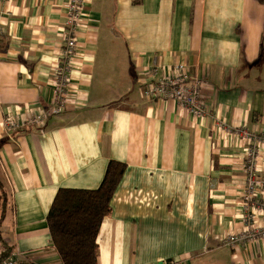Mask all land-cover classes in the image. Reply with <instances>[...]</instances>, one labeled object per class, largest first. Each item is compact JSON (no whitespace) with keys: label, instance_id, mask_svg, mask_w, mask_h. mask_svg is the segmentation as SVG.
<instances>
[{"label":"crops","instance_id":"obj_1","mask_svg":"<svg viewBox=\"0 0 264 264\" xmlns=\"http://www.w3.org/2000/svg\"><path fill=\"white\" fill-rule=\"evenodd\" d=\"M67 7L0 0L4 243L21 264H63L46 218L57 192L94 191L115 162L124 171L99 227L98 264H264V236L224 243L264 229V208L243 198L249 147L264 179V0H86L66 109L6 132L4 119L27 120L52 101ZM179 63L203 81L206 117L144 96L152 71Z\"/></svg>","mask_w":264,"mask_h":264},{"label":"built area","instance_id":"obj_2","mask_svg":"<svg viewBox=\"0 0 264 264\" xmlns=\"http://www.w3.org/2000/svg\"><path fill=\"white\" fill-rule=\"evenodd\" d=\"M67 15L64 25V39L63 51L61 53L60 63L55 69V83L53 85V98L47 109L33 114L27 120L16 121L10 118L4 119V128L6 132H18L25 127H42L46 122L54 116L61 115L66 109L71 91V82L74 72V61L78 50V44L76 39L77 31L80 29L82 24L83 6H85L86 0H67ZM156 69L152 71L149 83H144L143 94L148 99H158L163 101L174 102L180 109L187 112L194 118H203L211 114L207 103L204 101L203 94V81L199 78H193L189 76L187 67L183 63L176 64L171 72L163 75L159 78L156 76ZM214 126L217 130H222L225 133L230 134L231 128L226 124L225 121L219 119L216 115H213ZM236 134L247 140L251 141L252 136L245 128L237 130ZM247 190L243 197L246 207L249 202L252 204L253 209L262 206L264 203L254 202L256 196L263 191L261 194L264 195V179L257 176L259 174L258 168V149L250 148L247 149ZM256 215L250 213L245 216V222L247 225L254 223ZM256 235L264 236V229L246 228L242 233H234L228 235L224 239L225 245L230 248L240 247L250 239L256 237ZM20 255L14 253L8 256L3 264H17L19 262ZM170 264V263H161Z\"/></svg>","mask_w":264,"mask_h":264},{"label":"trees","instance_id":"obj_3","mask_svg":"<svg viewBox=\"0 0 264 264\" xmlns=\"http://www.w3.org/2000/svg\"><path fill=\"white\" fill-rule=\"evenodd\" d=\"M107 166L99 188L61 189L51 205L46 217L51 243L63 264H98L99 227L110 213L109 202L124 171L119 163ZM7 252H3L1 259Z\"/></svg>","mask_w":264,"mask_h":264},{"label":"rangeland","instance_id":"obj_4","mask_svg":"<svg viewBox=\"0 0 264 264\" xmlns=\"http://www.w3.org/2000/svg\"><path fill=\"white\" fill-rule=\"evenodd\" d=\"M2 198H3V196H2ZM7 249H8V252H7ZM4 251L7 252V255L4 256L3 259H1V257H0V264H3V262L5 261V259H7L8 256H10V255L13 254V251H12L11 247L9 245H7L6 243H4V241L2 240V237H1V233H0V256H2V254H3ZM17 264H21V260H19V262H17Z\"/></svg>","mask_w":264,"mask_h":264}]
</instances>
